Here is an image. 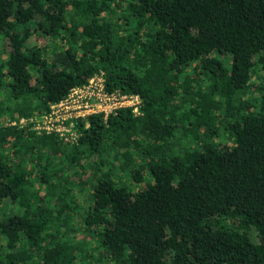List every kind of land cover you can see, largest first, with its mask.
<instances>
[{"label": "trees", "instance_id": "1", "mask_svg": "<svg viewBox=\"0 0 264 264\" xmlns=\"http://www.w3.org/2000/svg\"><path fill=\"white\" fill-rule=\"evenodd\" d=\"M98 73L140 115L2 124ZM0 264H264V0H0Z\"/></svg>", "mask_w": 264, "mask_h": 264}, {"label": "built area", "instance_id": "2", "mask_svg": "<svg viewBox=\"0 0 264 264\" xmlns=\"http://www.w3.org/2000/svg\"><path fill=\"white\" fill-rule=\"evenodd\" d=\"M140 98L135 94L107 91L103 73L87 80L85 85L73 88L58 103L50 106L46 115L11 121L4 119V126L27 127L37 135H55L64 143L74 144L79 140L77 126L79 120L90 115L102 114L106 118L119 109H129L140 115ZM84 127H87L85 122Z\"/></svg>", "mask_w": 264, "mask_h": 264}, {"label": "rangeland", "instance_id": "3", "mask_svg": "<svg viewBox=\"0 0 264 264\" xmlns=\"http://www.w3.org/2000/svg\"><path fill=\"white\" fill-rule=\"evenodd\" d=\"M33 43V42H32ZM31 43V44H32ZM258 81V80H257ZM85 199V198H84ZM83 233H85V232H83ZM253 235V238H254V231L253 230H251V236ZM83 237H85L84 235H83ZM85 241H88L86 238L84 239ZM85 244H87V243H85ZM90 251V248H89V246H86V252L88 253Z\"/></svg>", "mask_w": 264, "mask_h": 264}]
</instances>
